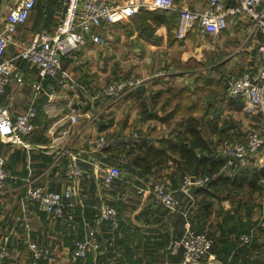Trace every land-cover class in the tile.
<instances>
[{"label": "crops", "instance_id": "0c3cea01", "mask_svg": "<svg viewBox=\"0 0 264 264\" xmlns=\"http://www.w3.org/2000/svg\"><path fill=\"white\" fill-rule=\"evenodd\" d=\"M17 1L0 0V28L4 14ZM109 1L125 4L129 0ZM135 1L140 3L137 14L102 28H93L94 32L106 39L105 43L88 41L82 48L70 51L63 57V69L69 72L74 85L82 86V91L69 84L59 87L55 78H46L44 89L56 88L57 96L49 103L51 109L45 112L43 105L46 96L42 94L35 98L32 88V82L37 79V68L19 60L23 82L19 84L13 80L9 81L5 91L0 94V104L6 106L12 116L24 112L32 100L38 107L35 117L36 129L24 137L23 144H10L0 138V155L6 159L8 172L6 182L0 189V239L9 235L10 247L22 250V255L17 261L16 256L12 258L16 261L12 264H26L28 260V245L22 240L25 234L39 244L52 248L57 254L55 264H130L131 261L125 255L128 249L133 251L132 258L142 256L141 241L137 237L131 239L130 232L138 230L140 234L150 236L151 243L158 236L155 229L158 218L166 217L176 224L178 211H169L151 196L135 193L136 184L119 185L117 189L107 193L105 198L117 206L121 219V229L114 242L119 240L124 243H118L116 248L113 246L108 253L103 250L99 254H90L85 259L71 258L72 244L79 228L80 236L83 237L86 227L96 224L93 215L91 220L86 219V211L93 213L94 206L102 201V198L96 195L100 189L98 184L101 173L94 164L101 167L107 162L117 161L122 170L126 160L124 155H113L116 148L130 143L136 138V134L150 131L152 128L164 132L165 126L159 121L142 120L134 91L128 90L124 95L125 101L120 104L111 103L106 96L93 97L95 90L108 81L142 76L150 80L147 84L144 83L145 89L155 90L159 87L160 79H167L176 89H184L186 95L196 103L190 112L204 126L214 120L219 128L229 124V132L235 133V136L229 142L225 140L224 146L239 142L240 135L245 139L250 130L259 126V112L249 109L245 99L230 98L219 86L214 92L216 88L212 91L211 84L206 83L209 76H212L213 80L222 76L228 83L230 78L240 75L244 70L255 71L260 66L257 49L259 33L252 31L251 20L244 15L228 17L225 26L216 35L192 29L184 38L178 39L175 35L176 10H154L150 6V0ZM173 1L176 8L199 10L205 6V0ZM235 2L236 0H227L229 5ZM63 14L62 0H37L27 19L17 25L12 44L5 55L17 54L20 48L39 32L54 31ZM124 91H127V88H124ZM199 101L203 105L198 104ZM69 103L76 106L80 113L73 124L67 116ZM101 134H105L112 144L105 152L97 151L94 146V141ZM213 137L217 139V136ZM221 147L223 149V146ZM67 152H77L82 157L85 173L78 184L64 176ZM259 156V152L255 153L250 159V165L262 168ZM174 167V163L170 161L163 169V175H174ZM126 171L125 168L121 176L128 172ZM151 181L140 180V183L145 185ZM67 183L78 187L80 192L87 193L88 197L82 204L79 203V198H74L66 207L64 220H47L33 203L22 201L30 184L60 189ZM118 190H126L129 198L131 193L134 194L130 200L132 205L129 204V198L125 201L117 198L115 193ZM178 191L177 195L184 202L192 197L188 191ZM256 197L262 211L264 193ZM222 207L228 209L229 202L222 201ZM159 209L166 210L165 216L161 214L158 217ZM216 209L215 204L213 213ZM261 211L256 210L252 215L251 220L254 223L250 229L240 232L249 235L251 246L247 244L249 241L242 242L233 233H228L230 240L235 243L233 248L226 252L225 246H221L218 253L210 250L208 255L213 259L207 263L264 264V215ZM221 221L222 216L219 215L211 229ZM96 227L98 238L105 243L109 235L108 224L101 222L96 224ZM71 232L75 236L71 237ZM216 233L219 234L220 229H217ZM252 255H255V258L252 259ZM4 264L11 263L5 261Z\"/></svg>", "mask_w": 264, "mask_h": 264}, {"label": "built area", "instance_id": "2783aa9c", "mask_svg": "<svg viewBox=\"0 0 264 264\" xmlns=\"http://www.w3.org/2000/svg\"><path fill=\"white\" fill-rule=\"evenodd\" d=\"M37 0H18L12 4L3 16L0 28V94L5 91L7 83L11 80L21 84L23 73L18 66V61H24L37 68V79L32 82L35 98L44 94L46 101L44 110L48 112L50 101L57 96V89H44L46 78H55L57 85L69 84L82 91L81 85H74L69 72L63 69V57L70 51L78 50L88 41L103 44L106 39L93 28H102L123 19H127L139 12L140 3L129 0L125 4L111 3L109 0H62L64 14L52 32L42 31L25 45L17 54L6 56V51L13 41V34L18 24L24 22L35 6ZM150 6L154 10H176L177 22L175 35L178 39L185 37L192 29L201 32L218 34L225 26L228 17L247 16L251 20V29L259 33L257 46L260 55V66L255 70H244L240 75L230 78L227 83L226 95L228 97H242L246 100L249 109L260 113L259 126L248 132L244 142H233L223 147V152L229 156L228 164L245 166L250 164L251 157L259 152L260 166L264 168V0H236L229 5L227 0H205L202 9L194 10L187 7L176 8L173 0H150ZM141 79L135 81L113 82L106 87L98 88L93 97L106 96L111 103L124 99L128 90H135L141 84ZM126 86V87H124ZM127 88V91H124ZM68 118L73 124L79 116V109L68 104ZM38 107L32 100L26 110L12 116L7 107L0 104V138L10 144H23L26 135L32 134L36 129L35 117ZM95 149L105 152L112 146L105 134L99 135L94 141ZM68 159L64 166V176L71 182L78 184L84 175L82 157L77 152H67ZM98 168L100 175V189L96 192L102 201L94 206V218L96 224L105 222L108 224V236L105 243L98 238L96 224L88 225L82 238L73 241L71 253L72 260L85 259L90 254H99L103 251V245L108 249L113 248L115 236L120 232L121 219L116 205L106 200L108 191L113 189L114 183L121 176V168L118 164H103ZM8 172L6 159L0 155V189L3 187ZM207 177L196 178L186 175L180 185V190L187 192L191 185H202ZM135 193L141 196H151L155 202L163 205L169 211H178L186 215L189 204L184 209L180 208V199L175 191L170 188L169 181H151L149 184H136ZM115 195L118 199H126L128 192L118 190ZM88 197L87 193L80 192L78 187L72 184H64L60 189H48L42 184H30L26 188L22 201L31 202L36 209L50 221L64 220L66 207L74 198H79V203ZM23 204V203H22ZM264 215V208L262 209ZM24 219V217L22 216ZM242 242L249 241L246 233L239 236ZM22 240L28 245V260L26 264H55L57 254L47 245H41L32 240L28 234L22 236ZM213 237L206 232H195L190 229V222H184V232L174 238L170 245L172 253L182 252V264H203L211 259L208 252L213 244ZM9 235L0 239V264L13 257L20 258L22 250L16 248L12 252ZM252 259L255 255H252Z\"/></svg>", "mask_w": 264, "mask_h": 264}, {"label": "trees", "instance_id": "16d2710c", "mask_svg": "<svg viewBox=\"0 0 264 264\" xmlns=\"http://www.w3.org/2000/svg\"><path fill=\"white\" fill-rule=\"evenodd\" d=\"M206 83L211 84L212 91L216 88L214 92L218 86L225 91L227 88V82L222 76H219L217 80L209 76ZM134 94L137 96L142 120L154 119L164 124L165 127L164 132L152 128L150 131L138 133L130 143H124L116 148L113 155H124L126 165L122 166V169L126 168L130 172L126 171L127 173L120 176L117 179L118 184L132 186L140 183V180L147 182L167 179L170 188L175 191V195L181 201L180 208L187 207L189 204L191 206L186 215L181 212L177 213L176 224L166 217L158 218L161 214L165 216L166 213L165 209H159L158 217H156L158 223L155 227L158 236L151 243L150 236L140 234L138 230L130 232L131 239L135 237L140 239L142 256L132 258L133 251L128 249L125 253L127 259L131 261L130 264H136L137 261V264H181V250L172 253L170 245L174 238L183 234L186 220L190 222L191 230L204 231L213 237L214 241L210 250L218 253L221 246H225L224 250L228 252L235 244L228 237V233H233L235 237H238L240 232H247L254 223L251 220L252 215L256 210L261 211V204L257 203L256 196L264 193V168H256L250 164L245 166L228 164L229 156L220 146L224 147V141L229 142L235 136V133L229 132V124L219 128L217 121L214 120L204 126L190 112L196 103L186 95L184 89H176L167 79H160L159 87L155 90L135 89ZM198 104L203 105L201 101ZM213 135L217 136V139ZM240 136L239 142H244L246 137L244 139ZM170 161L175 166L174 175H163V169ZM186 175L196 178L207 177V179L197 187L189 201L184 202L176 192L180 190V185ZM224 200L230 204L228 209L222 207ZM215 204L217 209L213 213ZM92 215L94 216V211L92 213L87 210L84 216L91 220ZM219 215L222 216V221L217 222V226L212 230L211 225L215 223ZM217 229H220L219 234L216 233ZM79 230L78 235L75 234L77 236L75 239L82 238ZM72 235L73 232L70 233L71 237ZM118 243L123 244L124 242L115 241L113 246L116 248ZM247 244L251 246V240ZM108 251L109 249L105 250L107 253ZM13 257H15L14 253ZM13 257L7 260L11 264L19 259L16 257L14 261Z\"/></svg>", "mask_w": 264, "mask_h": 264}, {"label": "rangeland", "instance_id": "374dc122", "mask_svg": "<svg viewBox=\"0 0 264 264\" xmlns=\"http://www.w3.org/2000/svg\"><path fill=\"white\" fill-rule=\"evenodd\" d=\"M158 75L159 74H161V72L160 73H157ZM137 79H141L142 81H141V84H144V83H148L150 80H147L146 78H143L142 76H134V77H128V78H119V79H112V80H110V81H108L105 85H103V86H101L100 88H103V87H106L108 84H110V83H113V82H122V81H127V80H130V81H135V80H137ZM145 85V84H144ZM124 87H126V86H124ZM145 87H146V85H145ZM125 100L124 99H121V100H119L118 102H119V104L120 103H123ZM259 115H260V113H259ZM247 137V136H246ZM117 161H114V162H112L113 164H118V163H116ZM107 163H111V162H107ZM106 163V164H107ZM118 166H120V168H121V165H119L118 164ZM122 171L123 172H125V170H123L122 169ZM117 186H119V184H118V181H116L115 183H114V185H113V189H117L116 187ZM86 189H88V188H86ZM108 193H109V191H108ZM134 194L133 193H131V195H130V198L129 197H127V198H129V204L130 205H132V203H130V200H132L131 199V197L133 196ZM126 198V199H127ZM126 199H119V200H126ZM131 210V209H130ZM108 248L105 246V245H103V250H107ZM113 249V248H112ZM112 249H109V250H112Z\"/></svg>", "mask_w": 264, "mask_h": 264}, {"label": "water", "instance_id": "95a60500", "mask_svg": "<svg viewBox=\"0 0 264 264\" xmlns=\"http://www.w3.org/2000/svg\"><path fill=\"white\" fill-rule=\"evenodd\" d=\"M136 90H140V91H143V90H145V85L144 84H139L138 86H136V88H135ZM197 187L198 186H196V185H191L189 188H188V193L190 194V195H194V193H195V191H196V189H197Z\"/></svg>", "mask_w": 264, "mask_h": 264}]
</instances>
